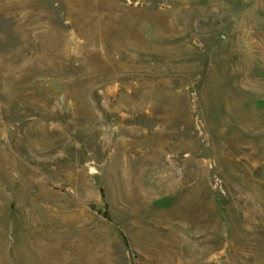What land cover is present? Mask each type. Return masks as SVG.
Wrapping results in <instances>:
<instances>
[{"label": "rangeland", "instance_id": "rangeland-1", "mask_svg": "<svg viewBox=\"0 0 264 264\" xmlns=\"http://www.w3.org/2000/svg\"><path fill=\"white\" fill-rule=\"evenodd\" d=\"M0 264H264V0H0Z\"/></svg>", "mask_w": 264, "mask_h": 264}]
</instances>
